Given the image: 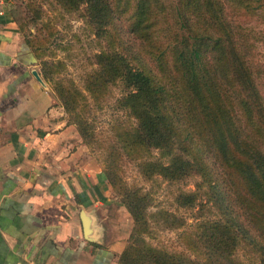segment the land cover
Returning <instances> with one entry per match:
<instances>
[{"label": "trees", "instance_id": "1", "mask_svg": "<svg viewBox=\"0 0 264 264\" xmlns=\"http://www.w3.org/2000/svg\"><path fill=\"white\" fill-rule=\"evenodd\" d=\"M56 1L66 9L81 6L98 35L114 24L120 35L126 31L136 40L120 51L97 54L92 79L98 87L118 80L126 90L122 103L136 120L131 144L146 152L172 151L161 175L199 176L194 191L179 193V204L194 207L201 193L199 208L208 204L216 215L179 232L193 258L167 252L146 241L151 231L146 196L125 189L119 202L132 228L115 264H242L233 256L239 245L255 256L256 264H264V95L251 52L256 37L245 21L258 4L175 0L167 14L174 29L160 43L153 40L152 27L164 9L161 0H120L119 7L115 0ZM128 2L129 24L122 30L118 17ZM24 42L33 50L30 41ZM167 63L174 74L166 78L160 72ZM41 76L46 77L43 70ZM56 92L70 110L67 94ZM74 123L85 139L81 121ZM114 164H106L102 173L110 183Z\"/></svg>", "mask_w": 264, "mask_h": 264}, {"label": "rangeland", "instance_id": "2", "mask_svg": "<svg viewBox=\"0 0 264 264\" xmlns=\"http://www.w3.org/2000/svg\"><path fill=\"white\" fill-rule=\"evenodd\" d=\"M0 1L8 13V10L14 12L22 40L31 42L40 83L53 99V105L59 109L60 117L66 118L73 126L76 163L101 174L106 164L113 166L115 163L111 173L114 183L105 179L110 200L102 206L107 233L103 242L116 241L123 249L132 228V219L119 199L125 189L132 190L147 198L146 211L151 220V231L146 237L148 244L193 258V254L182 245L179 232L192 228L198 220L216 217L210 205L199 208L197 203L203 198L201 193L196 206L186 208L179 204V193L194 191L199 176L167 179L161 175L160 168L168 165L172 151L156 148L146 152L131 144L136 120L122 103L126 90L118 80L98 87L92 79V73L97 68V54L120 51L121 46L136 40L126 31L120 35L114 24L98 35L83 16L81 6L73 10L64 8L56 0ZM115 1H118L119 7L120 0ZM174 1L161 0L164 9L153 24V40L159 39L162 43L163 37L173 31L172 19H167V14H170ZM252 3L258 4L259 9L247 16L245 21L247 31L256 37L251 52L256 67L261 70L259 89L264 95V0H252ZM124 8L126 11L120 14L117 23L122 30L129 24L130 3H126ZM169 67L167 63L165 72H160V76L167 78L174 74ZM153 69L157 72L156 68ZM41 70L45 72V78H42ZM177 76L180 82L178 73ZM55 88L67 94L66 105L70 110L66 111L62 106ZM75 118L82 123L85 139L77 131ZM170 220L171 223H166ZM118 254L114 255L113 264ZM233 256L242 264H256L255 256L242 245L234 249Z\"/></svg>", "mask_w": 264, "mask_h": 264}, {"label": "crops", "instance_id": "3", "mask_svg": "<svg viewBox=\"0 0 264 264\" xmlns=\"http://www.w3.org/2000/svg\"><path fill=\"white\" fill-rule=\"evenodd\" d=\"M34 62L0 1V264H113L105 179L76 163L73 126Z\"/></svg>", "mask_w": 264, "mask_h": 264}, {"label": "water", "instance_id": "4", "mask_svg": "<svg viewBox=\"0 0 264 264\" xmlns=\"http://www.w3.org/2000/svg\"><path fill=\"white\" fill-rule=\"evenodd\" d=\"M31 73L39 82H41L39 76L36 74V72L34 70H32ZM85 224H86L85 220L83 219V225L85 226Z\"/></svg>", "mask_w": 264, "mask_h": 264}]
</instances>
